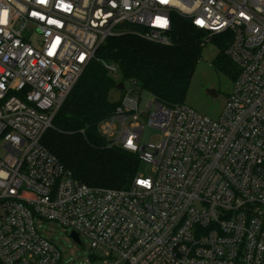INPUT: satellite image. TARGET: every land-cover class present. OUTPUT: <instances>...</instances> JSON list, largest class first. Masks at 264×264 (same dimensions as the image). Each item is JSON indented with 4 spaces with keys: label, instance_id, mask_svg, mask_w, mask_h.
I'll return each instance as SVG.
<instances>
[{
    "label": "built area",
    "instance_id": "obj_1",
    "mask_svg": "<svg viewBox=\"0 0 264 264\" xmlns=\"http://www.w3.org/2000/svg\"><path fill=\"white\" fill-rule=\"evenodd\" d=\"M176 16L204 45L225 38L238 74L221 114L141 108L124 81L99 131L152 174L77 180L42 143L57 112L108 37L132 24L172 44ZM146 126L159 141L142 142ZM36 218L107 249L82 264H264V0H0V264H65Z\"/></svg>",
    "mask_w": 264,
    "mask_h": 264
},
{
    "label": "trees",
    "instance_id": "obj_2",
    "mask_svg": "<svg viewBox=\"0 0 264 264\" xmlns=\"http://www.w3.org/2000/svg\"><path fill=\"white\" fill-rule=\"evenodd\" d=\"M142 33L141 26L127 24L125 31L100 45L42 138L65 168L90 186L125 188L139 171V156L110 146L99 131L117 106L109 101L117 83L136 80L162 104H184L202 59L203 35L182 17H175L172 44L153 42ZM214 40L219 51L213 65L234 80L237 66L226 54L225 38ZM111 64L118 71H112Z\"/></svg>",
    "mask_w": 264,
    "mask_h": 264
},
{
    "label": "rangeland",
    "instance_id": "obj_3",
    "mask_svg": "<svg viewBox=\"0 0 264 264\" xmlns=\"http://www.w3.org/2000/svg\"><path fill=\"white\" fill-rule=\"evenodd\" d=\"M214 39L204 46L202 59L198 64L185 104L211 118H218L233 89L234 82L226 73L217 70L213 65L219 51ZM209 89H215L217 94H210ZM140 97V106L145 108L154 96L151 92L143 90ZM159 134L156 129L146 126L142 142H157L160 140ZM152 169L153 165L145 161L139 165V171L144 175L152 174ZM35 222L40 234L57 245L62 262L65 264H82L87 257H92L95 261L96 256L100 262L107 251L105 247L98 250L92 248L90 240L85 236H82L84 245L77 243L71 237L72 230L56 221L36 218Z\"/></svg>",
    "mask_w": 264,
    "mask_h": 264
},
{
    "label": "water",
    "instance_id": "obj_4",
    "mask_svg": "<svg viewBox=\"0 0 264 264\" xmlns=\"http://www.w3.org/2000/svg\"><path fill=\"white\" fill-rule=\"evenodd\" d=\"M124 81H120L117 83V85L110 91L109 93V101L111 103H118L121 97V91L122 89H124ZM210 94L212 95H216V91L215 89H209L208 90ZM71 237L74 239V241H76L77 243L82 244L81 239H80V235L75 232L72 231L71 232Z\"/></svg>",
    "mask_w": 264,
    "mask_h": 264
}]
</instances>
